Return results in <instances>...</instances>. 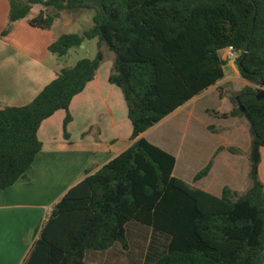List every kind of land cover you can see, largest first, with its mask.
Here are the masks:
<instances>
[{"label":"trees","instance_id":"obj_1","mask_svg":"<svg viewBox=\"0 0 264 264\" xmlns=\"http://www.w3.org/2000/svg\"><path fill=\"white\" fill-rule=\"evenodd\" d=\"M6 35L13 23L49 29L62 10L92 11L81 34H62L48 47L57 57L96 40L93 58L63 68L27 105L0 108V190L26 178L42 144L41 123L64 111L113 54L108 82L124 98L133 144L69 188L35 229L22 264H88L89 252L126 248L127 227L136 224L164 239L152 264H264V185L258 178L264 148V0H9ZM52 8L53 13L49 11ZM231 47L246 85L222 117L249 126L248 179L238 194L219 196L173 176L175 158L139 135L225 76L220 52ZM242 62L241 68L238 66ZM242 108V111H241ZM230 152L233 149H229ZM213 164L197 172L206 177Z\"/></svg>","mask_w":264,"mask_h":264},{"label":"crops","instance_id":"obj_2","mask_svg":"<svg viewBox=\"0 0 264 264\" xmlns=\"http://www.w3.org/2000/svg\"><path fill=\"white\" fill-rule=\"evenodd\" d=\"M35 8L27 19L16 21L10 31L2 35L8 23L10 5L9 0H0V108L27 105L65 68L62 57L58 58L48 51L49 45L59 37L54 36L52 27L60 17L49 29L32 27L28 19L40 11L39 8L35 11ZM102 51L104 59L94 79L70 102L72 120L67 125L68 139L64 137L62 129L65 112L57 111L44 120L38 129L37 137L42 148L36 154L26 178L0 190V264H22L34 241L35 229L48 217L53 204L81 181L86 171L95 172L134 142L130 139L132 129L122 93L108 82L113 54L105 47H102ZM109 53L112 54L110 59L107 58ZM210 88L177 108L138 138L147 140L150 130L165 125L171 116L183 108L182 118L171 122L173 125L168 129L172 135L182 134L181 149L189 148L190 154L197 156L200 150L197 143L187 138L194 131L195 115L185 108L194 99L197 102ZM201 142L199 140V147L203 148ZM153 145L173 155L164 146Z\"/></svg>","mask_w":264,"mask_h":264},{"label":"rangeland","instance_id":"obj_3","mask_svg":"<svg viewBox=\"0 0 264 264\" xmlns=\"http://www.w3.org/2000/svg\"><path fill=\"white\" fill-rule=\"evenodd\" d=\"M49 11L54 12L52 8ZM92 15V11L62 10L59 20L55 21L52 27V32L55 37L69 33L81 34L92 25ZM96 49L95 39L87 40L81 46L70 49L67 55L62 57L64 67H71L82 58H93ZM108 55L107 58L110 59L112 54ZM220 55L227 62L224 78L205 92L197 102L194 99L185 108L187 112H194L192 115H195L196 124L192 129L194 131L187 138L188 141L191 139L193 143H197L200 149L197 151V156L190 154L189 148L181 149L182 134L172 135L168 129L173 125L171 122L182 118L183 108L175 116H171L165 125L156 126L146 136L150 143L164 146L173 152L176 157L174 177L191 187L216 193L217 196L220 195L223 187L242 194L251 184L248 179L250 144L248 123L244 118L222 117L223 114L228 115L231 111L233 107L231 99L237 96L247 82L241 78L235 60L226 59L225 51H221ZM125 121L129 125L128 120ZM199 140L202 141L203 148L199 147ZM229 149L233 151L230 152ZM211 159L213 166L215 163L212 171L206 177L194 182L195 174ZM258 178L264 185V148L260 151ZM163 244L164 239L154 236L149 229L130 224L127 227L126 248L116 244L106 252H89L86 262L88 264H152L153 257L162 249Z\"/></svg>","mask_w":264,"mask_h":264},{"label":"built area","instance_id":"obj_4","mask_svg":"<svg viewBox=\"0 0 264 264\" xmlns=\"http://www.w3.org/2000/svg\"><path fill=\"white\" fill-rule=\"evenodd\" d=\"M223 51H225L226 52V59H228V60H235L236 59V54L232 51V48L231 47H229V48H227V49H225V50H223ZM222 51V52H223Z\"/></svg>","mask_w":264,"mask_h":264},{"label":"water","instance_id":"obj_5","mask_svg":"<svg viewBox=\"0 0 264 264\" xmlns=\"http://www.w3.org/2000/svg\"><path fill=\"white\" fill-rule=\"evenodd\" d=\"M238 66L241 68V66H242L241 61L239 62ZM263 97H264V91L260 92V94L256 96V99L261 100ZM241 111H242V108H241Z\"/></svg>","mask_w":264,"mask_h":264}]
</instances>
